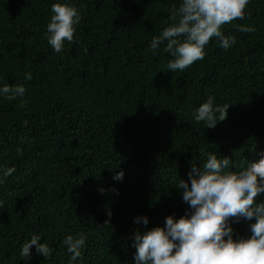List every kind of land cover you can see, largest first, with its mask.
<instances>
[{
    "label": "trees",
    "instance_id": "1",
    "mask_svg": "<svg viewBox=\"0 0 264 264\" xmlns=\"http://www.w3.org/2000/svg\"><path fill=\"white\" fill-rule=\"evenodd\" d=\"M181 2L0 0V88L26 89L23 108L0 95V264H135L136 231L190 217L177 186L190 184L193 164L215 154L239 172L264 157V0L224 25L237 40L229 50L213 39L203 60L172 72L164 45L154 53L150 44ZM55 3L81 15L60 53L47 42ZM208 97L229 104L215 128L194 119ZM253 223L230 219L233 239L250 238ZM80 233L86 244L72 261L63 240ZM32 235L49 259L35 246L20 256Z\"/></svg>",
    "mask_w": 264,
    "mask_h": 264
},
{
    "label": "clouds",
    "instance_id": "2",
    "mask_svg": "<svg viewBox=\"0 0 264 264\" xmlns=\"http://www.w3.org/2000/svg\"><path fill=\"white\" fill-rule=\"evenodd\" d=\"M250 0H182L169 16V25L152 38L150 49L155 53L163 44V51L172 59L167 64L172 72H183L205 57L204 48L213 39L220 42L225 51L237 43L234 36H225L224 25L235 20H244ZM50 22L47 24V42L56 53L64 50L65 42L72 43L81 15L75 6L55 3L51 7ZM241 33H252L251 26L241 25ZM31 80L30 73L25 74ZM26 89L22 85H5L0 95L12 101L21 99L23 108ZM215 97H208L194 114L196 122H204L207 128H215L218 122L227 119L229 104L214 106ZM27 125V121L24 122ZM17 154L22 151L17 149ZM230 168L228 158L218 159L209 154L202 166L192 165L190 184L180 180L178 188L183 189L182 199L192 210L190 217L175 220L166 218L165 227H155L144 234L134 233L133 246L136 249L135 264H264V203L257 204L256 198L264 193V157L236 172ZM15 168H7V178ZM124 173L114 176L122 180ZM3 202L0 201V206ZM111 216V212L108 213ZM255 219L251 225V237L233 239L230 219ZM141 222L140 218L136 223ZM106 224L108 221L105 222ZM143 224L148 219L143 218ZM227 237V239H225ZM87 236L83 233L68 235L63 240L71 260L82 258ZM49 259L52 250L47 243H41L39 235H32L20 251V256L30 258L31 249Z\"/></svg>",
    "mask_w": 264,
    "mask_h": 264
},
{
    "label": "bare ground",
    "instance_id": "3",
    "mask_svg": "<svg viewBox=\"0 0 264 264\" xmlns=\"http://www.w3.org/2000/svg\"><path fill=\"white\" fill-rule=\"evenodd\" d=\"M103 238V237H102Z\"/></svg>",
    "mask_w": 264,
    "mask_h": 264
}]
</instances>
